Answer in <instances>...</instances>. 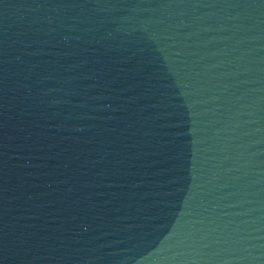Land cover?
Here are the masks:
<instances>
[{
    "label": "water",
    "instance_id": "1",
    "mask_svg": "<svg viewBox=\"0 0 264 264\" xmlns=\"http://www.w3.org/2000/svg\"><path fill=\"white\" fill-rule=\"evenodd\" d=\"M0 264H264V0H0Z\"/></svg>",
    "mask_w": 264,
    "mask_h": 264
}]
</instances>
